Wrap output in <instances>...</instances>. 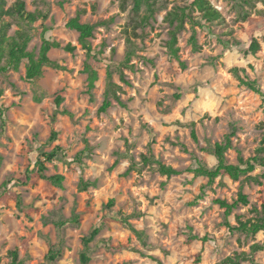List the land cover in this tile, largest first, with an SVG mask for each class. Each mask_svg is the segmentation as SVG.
Wrapping results in <instances>:
<instances>
[{
  "label": "rangeland",
  "instance_id": "374dc122",
  "mask_svg": "<svg viewBox=\"0 0 264 264\" xmlns=\"http://www.w3.org/2000/svg\"><path fill=\"white\" fill-rule=\"evenodd\" d=\"M5 1L8 8L15 0ZM22 1L28 12L46 13L33 29L29 51L37 54L43 28L49 30L48 39L76 49L72 54L51 49L49 59L64 70L45 67L32 83L24 79L23 62L18 71L0 73V106L5 111L0 194L3 183L8 191L0 200V264H9L11 250H17L22 264H79L82 240L93 229L99 233L90 244L89 264H157L154 259L163 264H218L235 254L250 256L253 244H264V232H229L224 210L214 203L235 202L241 192L248 204L238 203L229 222L236 225L237 218L261 216L264 170L255 167L250 174L262 186L245 177L232 181L225 176L209 185L193 173L199 166H216L210 150L226 138L231 146L225 158L233 165L238 156H256L261 146L262 97L239 78L253 82L264 96V0H208L220 14L216 21L202 18L193 0H149L150 17L145 6L134 13L132 0H124V10L119 0H69L65 8L60 0ZM177 8H185L194 22L185 20L177 34L185 70L165 47L172 27L164 18ZM78 11H84L81 23L95 26L89 40L98 74L92 100L82 73L85 52L78 34L65 27ZM3 20L9 24L6 35L13 36L18 21ZM133 29L136 36L130 33ZM193 33L198 51L189 42ZM126 36L133 44L132 70L121 68L128 50ZM253 40L259 46L255 54L248 51ZM120 69L128 85L119 80ZM107 71L120 88L123 106L112 101L105 113H98ZM57 96L63 99L59 106ZM52 131L57 137L49 143ZM55 146L61 152L43 174L63 176L61 187L41 179L35 167L39 152ZM149 151L153 160L143 166L141 155ZM130 159L136 166L125 175ZM155 161L177 173L161 175ZM82 182L89 183L85 190L80 189ZM12 194L20 197V208ZM56 222L66 223L59 231ZM128 224L144 233V245ZM61 239L60 257L47 261L49 249ZM240 264H264V249Z\"/></svg>",
  "mask_w": 264,
  "mask_h": 264
},
{
  "label": "trees",
  "instance_id": "16d2710c",
  "mask_svg": "<svg viewBox=\"0 0 264 264\" xmlns=\"http://www.w3.org/2000/svg\"><path fill=\"white\" fill-rule=\"evenodd\" d=\"M120 1V8L124 10V0ZM69 0H60L59 6L61 8H65L68 4ZM133 7L132 11L136 14L140 11L142 6L146 7V11L149 12V17L153 13V6L149 0H132ZM6 1L0 0V73H5L7 70L11 69L14 71H18L20 64L24 63V79L27 82H35L39 78H41L43 69L52 68L54 70H64L63 67L59 66L57 63L51 61L48 57V53L51 49H62L64 52L72 54L75 51V46L71 44H66L65 46H61L58 42L50 40L46 37L47 32L49 31L47 28H43L40 38L41 44L39 46L37 54L33 51H29L28 44L30 43L33 37V29L35 25L39 21H43L46 19V13H42L40 11L28 12L25 8V3L22 0H15L14 3L6 8ZM192 7L195 8L197 12L201 14V17L206 21H216L220 19V14L218 11L210 4L208 0H193ZM84 13V11H78L73 18H70L65 27L69 30L75 31L78 34L77 42L80 45V48L85 52V61L83 63L82 73L86 76V94L89 98L93 99V90L95 89V84L98 81V74L96 70V57L92 53V48L90 44V39L93 38V33L95 26L81 23L80 16ZM4 17L12 18L18 21L19 29L16 30L13 36H7L6 32L9 27V24L5 22ZM142 20L147 21V18H142ZM164 20L169 24L172 29L169 31V39L166 41L165 47L167 49L168 54L174 58L181 70L186 69V64L180 60L179 56V47L177 46V34L183 29L185 20L190 21L192 24L194 23L190 16L186 13L185 8H177L168 12L165 15ZM132 36H136L135 30H131L130 32ZM193 51H198L199 46L197 45L195 34L193 33L189 39ZM126 43L128 46V50L125 54V58L123 63L121 64V68H127L129 70L133 69V66L130 64L131 58L134 56L133 44L130 40L129 36H126ZM259 50V46L255 40H253L249 46L248 51L250 53L255 54ZM233 73L239 78L237 70L233 69ZM240 82L242 85L246 86L251 91L262 97V101L264 104V96L261 94L260 90L256 87L253 82L244 81L241 78ZM106 85L103 93V100L100 106L97 109L98 113H105L111 106L112 101L117 103L120 106H123L120 97L118 95V90L120 89L112 80V75L110 71L106 72L105 76ZM119 80L121 83L128 85V81L126 80V76L122 69L119 70ZM2 90L0 89V98L2 97ZM175 97H178L176 95ZM62 98L57 96L55 98V105L59 106L62 102ZM5 111L0 106V127H4L5 120ZM62 114H67L66 112H62ZM55 119V115L52 116ZM192 136L194 137V132H192ZM57 133L52 131L48 142H54L56 140ZM231 142L229 138H226L224 143H215L210 153L214 156L216 160V166L212 169L199 166L193 173L196 176H201L207 179V183L211 185L214 180L220 176L228 177L232 181H238L241 177H245V181H251L258 186H262V182L258 180V177L250 176V174L254 171L255 167H260L264 170V159L262 155L264 154V136L261 139V146L256 149V156L244 160L241 156L237 158V164H229L226 161L225 153L230 148ZM61 152V149L55 146L51 151L48 152H39L37 156L35 167L37 169L38 176L49 184L57 187H61L64 181V177L61 175H54L47 177L43 173L46 170V164L52 162ZM153 160V156L150 151L148 155H141V164L143 166L147 165ZM1 157H0V165H1ZM131 163L128 169L125 172V175L128 174L130 169L136 166V163L130 159ZM157 170L163 176L170 177L177 173L170 166H165L157 161ZM264 178V174L262 176ZM27 180L30 178H26ZM89 186V183L82 182L80 184V189L85 190ZM2 193L0 194V200L7 194V184L3 183L1 185ZM261 216L256 218H250L247 220H240L237 218L236 225H232L229 222V217L232 211L236 208L237 204L247 205V197L241 192L237 195V200L232 203H228L226 200L216 199L214 203L219 206V208L224 210V226L231 233H239L247 236H255L259 232H264V188L261 189ZM16 206L20 208L21 200L20 197L16 194H12ZM114 203L113 200L108 202V207H111ZM74 223H78L77 217H73L72 220ZM66 222H56L55 225L59 229L64 227ZM129 230L135 235L140 242L145 244V235L141 231L135 230L130 224H128ZM99 229H93L89 235L82 240V250L79 255V264H89L91 260V250L90 244L94 241L95 237L98 235ZM193 240H198L197 237H192ZM202 242L206 241V238L199 239ZM61 245L62 239L59 240V244L55 248V246H51L46 256L47 261L54 262L61 255ZM109 249H113L112 246L108 247ZM264 249V244H253L250 247L251 255L248 256L245 253L235 254L234 257H227L220 261L218 264H240L244 261H251L252 255L258 251ZM8 257L10 259L9 264H22V261L18 258L17 250H11L8 252ZM157 264H163L160 260L154 259Z\"/></svg>",
  "mask_w": 264,
  "mask_h": 264
}]
</instances>
